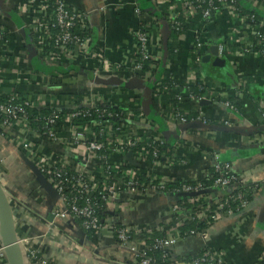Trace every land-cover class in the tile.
I'll list each match as a JSON object with an SVG mask.
<instances>
[{
	"label": "built area",
	"instance_id": "obj_1",
	"mask_svg": "<svg viewBox=\"0 0 264 264\" xmlns=\"http://www.w3.org/2000/svg\"><path fill=\"white\" fill-rule=\"evenodd\" d=\"M131 1H133L132 5L135 14L138 17L142 16L137 1ZM262 1L254 0V7H261ZM151 2L157 12L160 13L162 5L159 1L151 0ZM218 2L221 4L220 8L212 7L210 10H203L192 0H178L172 9L174 21L177 17H182L193 26L199 21L194 31V50L192 52V55L196 57L189 60L188 69L190 77L185 82L189 84L200 80L204 84H209L211 88L208 95L196 98L194 95L187 93L184 86H180L181 92L178 94L177 100L180 107H185V111H190L188 110V106H185V101L187 100L190 101V104L200 106L198 111L200 118L204 122L206 120V111L205 108H202L204 106L200 105L202 101L219 100V103L235 112L236 108L229 102H224V99L229 96L237 98H243L244 96L242 90L238 88L241 87V83L238 84L237 90L228 92L223 84L214 82L203 72L202 59L205 54L204 52L208 49V43L203 37L204 26L202 25L206 21H210L214 15L222 16L227 14L233 26L230 27L224 41L222 40V42H218L216 45L218 57L225 58L239 53L264 60L260 53L252 50L253 44L250 41L251 36L259 34L260 27L245 26L244 19L236 12V7L232 0H218ZM17 4V13L23 18L22 29L17 28L12 30L6 27V24L0 25V42L3 41L5 35L10 36V41L3 48L0 46V57L3 59L10 58L11 62L16 64V67L26 59L22 58L20 50L16 47L14 37L15 34H21L27 30V33L31 35L32 45L35 44L40 47L38 48V57L42 62L62 65L71 63L91 71L96 76L108 74L129 79L138 77L139 75V78L145 81L153 79L151 72L142 71V63L144 61H151V69L156 70L158 68L156 64L161 60L162 32L158 18L154 17V23L141 22L137 28L131 31L130 34L135 40L136 51L133 59L122 65L113 63L109 59L107 47L104 45L94 51L91 45L93 40L87 34L83 36L75 34V29L78 26L83 28L84 25H89V16L84 11L76 8L69 10L68 7L70 5L65 0H18ZM3 18L6 19L3 21L8 22L7 17ZM54 29H60L59 33L56 34ZM22 34L24 35V32ZM229 41H231L232 46L234 45L239 48L237 54H232V50L228 44ZM233 58L235 63L237 57L233 56ZM124 70H127V72L122 73ZM240 76H243V73H240ZM20 84H24L23 79L17 78L15 83L14 80H8L0 71V89L20 92L18 90ZM118 90H113L110 94L106 90L100 91V89H96L91 92L89 98L83 100L84 108H73L75 113L69 114L64 120L65 129L62 132L52 134V142L48 143L58 146L60 153L54 151L50 153L43 152L39 144L44 142L39 141L30 131V124L24 119L25 113L23 109L11 103L0 104V118H3L0 121V138L21 142L19 148L24 150L25 158L29 159L28 161L45 177L46 183L51 185L53 189L54 197L65 206V209L58 210L56 215H54L60 219H64L66 226L73 230L77 241H82L87 245H91L87 232H96L98 237H100L102 233L112 231L113 234H116L118 245L131 254L133 263H137V260H140V264H157L156 260L149 255V251L153 249L171 252L168 255V259L173 261L172 263L177 262L176 258L178 256L176 250L180 243L184 241V238L180 234V229L185 225L195 224V221L212 223V226L222 220L230 221L231 225L228 228V236L232 239L235 246L244 242L247 232L246 227L249 221L256 216V213L250 209L252 203L243 192L238 193L235 200L229 194L238 190L239 187H245L252 183L254 174L236 171L233 168V164L222 160L216 151H210L201 147L200 143H198L199 141H192L188 136H184L185 134H182L179 139L180 141L175 145L174 152L164 150L159 153L158 150H154L153 157L150 158L148 151L136 148L141 141L139 136L135 139L123 138L128 131L131 134H143L146 133V128L149 129L147 118L140 114H132L136 118L133 120L134 125L129 127L128 131H126L127 133L125 131L122 132V129L115 128L111 122L74 121L80 116H85V110L95 109L94 103L96 102L101 103V108L104 110L109 108L107 104L117 106L109 100L114 94L119 95ZM27 93L38 95L36 102L38 109L45 108L55 110L54 112L63 110L54 102H44L40 97L43 93L39 91H29ZM133 93L139 92L134 91ZM121 96L124 97L123 95ZM218 97L221 98L219 99ZM32 99L33 97L30 95L24 96L23 99L18 98V95L14 94L11 97V101H24V104L29 106L33 104ZM159 99L162 109L170 105L167 101L162 100L161 97ZM105 112L103 111V113ZM162 118L164 120L166 117ZM176 118L180 121V125L186 124V119L181 117L180 114H177ZM49 123L54 124L55 120L51 119ZM169 126L174 127L177 124L169 123ZM97 128L99 129L98 133L100 137L95 132ZM21 133L23 134L21 135ZM214 135L217 134L207 131L205 137L215 139ZM201 136L204 137V135ZM35 139L37 142H35ZM261 139L259 137L256 142L263 143L264 140ZM159 143L162 142L159 141ZM104 153H107V155ZM174 157L179 159L178 163H175ZM203 157L210 160V167L215 173L219 174L214 189H209V193H205L206 189L203 187V181L199 179L186 180L174 174L175 169L185 168L198 158ZM159 158L162 160V164L155 161ZM70 159L78 163L77 176L72 178L67 176L66 169L69 166ZM56 164H59L60 168L50 172V169ZM108 169H115L116 171L113 183H110L108 179L98 182V179L103 177ZM137 169L143 170L148 179L154 182L158 181L160 189L157 188L146 192L138 190V184L136 183ZM208 177L210 175L206 173V179ZM0 181L3 184L1 179ZM66 181L74 183L73 188H78V193L82 194V197L70 199L66 194ZM123 182L125 183V189L121 188ZM179 182L184 183L182 185L184 193H193L198 196L195 201L200 202L203 200L208 203L200 213L191 215L190 211L180 207L175 202L173 196L165 192L166 186L176 185ZM191 182H196L197 184L193 186L190 184ZM93 192H97L106 203L103 216H112L106 225H103L101 219L96 215L92 201L89 199V195ZM263 193L264 186L258 187L252 191V197L255 199L256 196ZM35 196L43 199L46 198L45 189L40 184ZM158 198L164 199L169 205L167 204L168 207L162 212L160 217H155L159 220L157 223H155L151 212H146L144 215L146 221H144L143 217L142 220H125V217L127 218L139 212L140 207H143L149 200ZM237 200L240 201V207L242 208V212L239 214H235L232 209H227L231 201L235 202ZM9 201L12 207L17 205L15 197L9 199ZM18 205L19 207H26L25 204L20 202H18ZM245 210L247 212L243 213ZM79 220H82V222L79 223ZM116 224H121L122 227L115 229L114 226ZM47 226L49 229H55L52 223H47ZM131 228L134 231L147 234L158 231L164 233L166 236L155 239L152 246L147 241L133 239L131 237V232L133 231ZM207 233L208 229L199 233L192 231L187 238L205 239ZM17 234V247L24 264H56L42 253L40 247L32 244L36 239L35 237L25 235L19 231H17ZM203 248H207V251L195 264H234L227 262L224 253L211 250L208 247ZM0 262L8 264L3 243L0 245ZM258 262L264 264V248L258 261L254 264Z\"/></svg>",
	"mask_w": 264,
	"mask_h": 264
},
{
	"label": "crops",
	"instance_id": "obj_2",
	"mask_svg": "<svg viewBox=\"0 0 264 264\" xmlns=\"http://www.w3.org/2000/svg\"><path fill=\"white\" fill-rule=\"evenodd\" d=\"M65 1L72 9L76 8L84 11L89 16L88 22L94 37L91 44L92 50L95 51L104 45L107 47L109 59L116 64L124 65L134 57L136 51L135 40L130 34L131 31L137 28L141 22L154 23L155 20L153 15L151 14V16L149 13V11H152V7L149 6V0H136L142 12V16L140 17L135 14L132 5L133 1L131 0ZM177 1L175 0V2ZM17 3L18 0H0V24H7L9 26L6 27L13 30L18 28L17 26H12L11 13L13 11L19 18L18 20L23 22V18L17 13ZM152 6L154 7L153 4ZM3 17H7L8 22L3 21L6 20ZM196 24H199V21ZM196 24L190 26L187 35L180 37L179 50L176 58H171L167 54L165 60L163 71L173 73L175 79L178 81L185 82L190 77L188 64L189 60L193 59L192 52L194 50L193 41ZM202 26H204L203 37L208 43V49L204 52V56H207L211 54V49L216 47L218 42L224 41L233 24H231L229 16L225 14L222 16L214 15L210 21H206ZM14 40L16 47L20 50L22 58L26 60H23L16 67V64L12 63L10 58L3 59L0 57L1 73L8 80H14L15 83L17 78L23 79L24 84H20L18 87L20 92L39 91L43 94H52L55 98L51 102L59 106L64 105L65 100H62L58 96V93L64 91L65 88L68 90L73 89L71 85L74 84H65L62 87L51 85L49 76L37 72L30 62L32 60L28 57L29 55H27L25 50L23 51L27 45L25 36L22 33H17L15 34ZM233 56L237 57L235 63ZM233 56H229L232 57V62L229 64L224 62V58L216 57L211 59L208 66L202 63V68L203 72L206 70L205 74L210 79L223 84L226 91H234V89L238 88L242 90L244 97L238 98V103L242 111L239 114L231 111L219 103V100L211 101V105H206L202 108H205L206 119L218 120L223 124L220 126L229 127L237 132L217 133L215 131L214 134L216 133L218 136L214 135L215 139H208L205 135L203 137L200 134H188L187 131L181 132L179 129L180 125L178 127L170 126V128L172 130L174 129L173 131L171 130L174 135L179 134L178 139H180L182 134H185L184 136H188L192 141H199L198 143H200L201 147L210 151H216L222 160L231 162L236 171L254 174L252 183L264 184V142H256L259 137L262 138L261 140H264V134L248 135L253 127L264 125V60L258 59L255 56L241 55L239 53ZM162 57L164 60V51L161 54V59ZM217 59H220L221 62L218 63ZM124 72H127V70H124L122 73ZM211 72H217L221 76L227 75L229 81L226 84V81L217 80L213 78L214 76L211 75ZM240 73H243V76H240ZM246 78H251L252 82L246 80ZM239 83L242 85L237 88ZM84 87L88 86L85 85ZM75 89L76 93L81 92L80 87ZM139 94L141 93L139 92ZM218 98L220 99L221 97ZM17 141H8L0 138V172L8 173L9 177L18 176L17 180L19 179L12 183V187L15 189L11 188V191L16 193V195H12L7 190L10 180L7 182L8 185H3L7 197L11 199L19 195L21 200H26L22 202L26 207H20L18 212L15 211L16 209L13 210L17 231L35 237L36 239L32 244L40 247L42 253L56 264H134L131 254L127 250L122 249L116 240L109 235L108 231L98 237L99 246L87 245L82 241H77L73 230L66 226L64 219L55 216L57 211L65 209V206L54 197L51 190H45L46 198L42 205L38 206L37 209L33 208V205L31 206L39 182L36 180V175L32 167L29 164L22 165V162L24 164V159H26L25 152L22 148H19L21 142ZM35 142H37L36 139ZM39 145V147H42L43 152L50 153L54 151L60 153L58 146L48 143H41ZM208 167H210V160L205 157L198 158L185 168L175 169L174 174L186 180L206 179V169ZM14 183L19 184V188ZM8 193L13 197H9ZM167 204V201L164 199L149 200L143 207H140L139 212L127 218L125 217V220H142L146 212L152 213V211L158 213L157 216L160 217L162 212L168 207L169 204ZM263 204L264 193L256 196L251 205L250 209L256 213V216L249 221L246 227L245 241L240 245L235 246L227 234L228 228L231 225L230 221L222 220L208 229L205 239L189 238L188 240L182 241L176 250L177 256L181 258L194 257L198 255L203 247H208L211 250L224 253L229 263H256L264 248V224L259 219L264 206ZM27 205L29 207L31 206L30 208H33V211L27 208ZM53 215V221H49V218ZM47 223H52L55 229H49ZM0 239H3V225L1 220ZM0 264L3 263L0 262Z\"/></svg>",
	"mask_w": 264,
	"mask_h": 264
},
{
	"label": "trees",
	"instance_id": "obj_3",
	"mask_svg": "<svg viewBox=\"0 0 264 264\" xmlns=\"http://www.w3.org/2000/svg\"><path fill=\"white\" fill-rule=\"evenodd\" d=\"M159 3L162 5L161 12L157 13L158 20H160V29L162 31V40H161V52L164 50V36L167 37L168 43H167V50L168 54L171 58H176L177 51L179 50V39L181 36L187 35L188 31L190 29L191 23L187 22L182 17H177L174 21L172 18L173 8L176 4L175 0H158ZM197 6H200V9L203 10H210L212 7L220 8L221 4L218 2V0H192ZM234 2V6L236 7V12L244 19V25L248 27H260V32L258 35L251 36L250 41L253 44L252 50L254 52H258L263 56L264 59V0L262 1L261 7H254V1L253 0H232ZM149 6L152 7V11H149L150 15L155 10V6L153 7L151 4V0H149ZM69 10H72V7H68ZM12 16V26H17L18 28L22 29L23 23L18 20L19 18L16 16L15 12L13 11L11 13ZM152 16V15H151ZM155 17V16H153ZM1 25V24H0ZM7 25V24H6ZM9 26V25H7ZM1 27V26H0ZM26 30V28H24ZM13 30V29H12ZM60 29H54V32L59 33ZM24 32V36L27 41L26 47L23 49L25 50L28 57L32 60L30 61L33 65V68L37 72H40L41 74L48 75L50 78L51 85L56 86H63L65 84H74L71 85L73 89L68 90L67 88L64 89V91H60L58 96L64 101V105H60L61 109L60 111L54 112L55 110H49L45 108H37V99L38 95H33L32 93H24V92H14V91H7L0 89V104L3 103H11L14 106H17L24 111V119L29 122L30 124V131L33 135L36 136V138L44 143H50L52 142L51 135L54 133L62 132L66 125L64 120L67 118L69 114L75 113L73 110L77 108H84L83 107V100L85 98H89V95L91 94L90 90L87 89V87H84L86 85V82H90V80L80 74V72H87L89 76H94L92 72L82 68L75 66L71 63L69 64H53V63H45L42 62L38 57V47L37 45H32V39L31 35H29L26 31ZM22 32V33H23ZM75 34L83 36L87 34L92 40H93V34L90 29V25H84L82 28L81 26H78L75 29ZM10 41V36L5 35L2 42H0V46L3 48L5 44H7ZM230 49L232 50V54H237L239 52V48L237 46H232L231 41L228 42ZM1 51V50H0ZM48 51V50H44ZM196 56H193V59H195ZM28 58V59H29ZM162 59L156 64L159 66L156 70H152L150 65L151 61H144L142 63L143 72H151L153 74V79L150 81H147L151 85L150 95H152V103H153V110L155 112V116L152 119H148L146 112L144 111V105H143V97L142 94H134V91H127V90H118L119 95L114 94L110 97V102L117 106H113L110 104H107L109 108L106 110L102 109V104L99 102L94 103L95 109H89L85 110V116H80L77 119H75V122H91V121H98L100 123H106L111 122L114 124L115 128L122 129L123 131H128L129 127L133 126V120L136 118V116L133 115H142L143 117L147 118L149 129L146 128V133L143 134H131L130 131H128L127 134L123 137L124 139H135L137 136L140 137V143L137 145V149H143L145 151H148L150 153V158H152V154L154 150H158L159 153L163 152L164 150H169V152H174L175 145L177 142H179V139H173L172 143L170 144L168 140L165 139L163 135L162 129L171 131V128L169 126V123H175L177 126L180 125V121L176 118L177 114H180L181 117H184L186 119V124H190L194 121H202L203 123L207 125L212 126H220L223 125L218 120L213 119H206L205 122L203 119L200 118L199 114V107L194 104H190V101H185V106H188V110L185 111V107H180L179 102L177 100L178 94H180V86L185 87V90L187 93L194 95L196 98H202L206 95H208V92L210 91V85L204 84V82L200 80H196L195 82L187 83L178 81L175 79L174 74L171 72L163 71V67H165V60ZM34 62V64H33ZM224 62L229 64L232 62V57L224 58ZM208 66V64H206ZM123 70V68H122ZM206 72V70H205ZM211 75L214 76L213 78L223 81H229L227 79V75H218L216 72H211ZM139 77V75H138ZM246 80L252 82L251 78H246ZM81 88V92L76 93L75 88ZM75 90V91H74ZM117 90V89H115ZM237 89H234V91ZM107 93H110L113 91L111 88H106ZM230 91V90H228ZM232 91V90H231ZM53 93V91H51ZM161 92V93H160ZM17 93V94H15ZM160 93V94H159ZM18 95V98L23 99L24 96H32L33 97V104L31 106L25 105L24 101H11L12 95ZM109 94V95H110ZM123 95L124 97H122ZM41 99H43L44 102H50L52 99L54 100V95L52 94H43L40 96ZM167 101L170 103L167 107L162 109V105L160 104V99ZM67 101V102H66ZM239 99L234 96H229L226 99H224V102H229L232 104L235 108L238 114L242 111L239 103ZM188 104V105H187ZM190 104V105H189ZM74 108V109H73ZM81 108V109H82ZM100 110V112H98ZM102 110V112H101ZM103 111H106L103 113ZM133 114V115H132ZM162 117H166L164 120ZM51 119L55 120L54 124H50L49 121ZM3 120V118H0V121ZM185 124V125H186ZM181 126V125H180ZM183 126V125H182ZM180 129V128H179ZM95 132L98 134L97 136L100 137L99 129H95ZM212 132V131H210ZM1 133V129H0ZM188 134H200L205 135L207 131H198L194 129H190L187 131ZM219 133V132H217ZM161 141L162 143H159ZM107 155V153H104ZM177 157V156H176ZM174 157L175 163L179 162V159ZM157 163L162 164V160L156 159ZM69 166L67 169V176L69 178H72L74 176H77L76 170L78 168V163L70 159L69 160ZM60 168L59 164L54 165L50 172L55 171L56 169ZM107 172L103 177H100L98 179V182H101L105 179H108L110 183H113L115 169H108ZM206 172L210 177L207 179H199L203 181V187L206 189L205 193H209V189H214V185L216 180L219 177L218 173H215L214 170L211 167H208L206 169ZM136 183L137 189L146 192L149 190L154 189H160V184L158 181L154 182L153 180L148 179L145 176V173L141 169L136 170ZM228 177V175H227ZM125 182V181H124ZM122 183L121 188L125 189V183ZM191 185L195 186L196 182H191ZM65 188H66V194L70 199H74L75 197H82V194L78 193V188H73L74 183H70L69 181L65 182ZM182 185H184L183 182H179L176 185H170L166 186L165 192L173 196L175 202L182 207L185 210L190 211L191 215L198 214L200 211L204 208L205 205L208 203L201 200L200 202L195 201L198 196H196L193 193H184L182 191ZM264 186L263 183H250L246 185L245 187H239L238 190H235L229 194V196L232 199H236V196L238 193L243 192L247 199L253 203L254 198L252 197V191L258 187ZM193 195V196H192ZM89 199L92 201V204L94 206L96 215L101 219L103 222V225H106V223L111 220L112 216L104 215L103 211L106 208V203L97 192H93L91 195H89ZM84 201V199H83ZM227 209L234 210L235 214H239L242 212V208L240 207V201H231L230 205L227 207ZM226 209V210H227ZM153 219L155 223H157L159 220H157L155 217H158V213L153 212ZM146 214V213H145ZM146 221V219H144ZM260 221L264 224V213L262 215V218ZM79 223L82 222V220L78 221ZM122 227L121 224H116L114 226L115 229H120ZM134 227V226H131ZM212 227V223L207 222H198L195 221V224L191 225H185L180 229V234L182 238L185 240H188L189 235L192 231L194 232H202L204 230L209 229ZM133 231L131 232V237L135 240H144L147 241L152 246L154 245V240L157 238H164L166 235L164 233H160L158 231H153L152 234L147 233H140L138 231H134L133 228H131ZM109 235L113 237L114 240H116V234H113L112 231L108 232ZM87 236L89 237L90 243L94 246H98V235L96 232H87ZM117 242V241H116ZM2 240L0 239V245L2 244ZM206 249H202L198 255L194 257H187V258H181L177 257V262H189V263H195L198 261L204 253H206ZM173 253V251H172ZM171 254L168 251H162V250H151L149 251V255L156 260L157 264H171L173 261H170L168 259V255ZM177 254V253H176ZM178 255V254H177ZM134 264H140V260H137V263ZM257 264H263L262 262H258Z\"/></svg>",
	"mask_w": 264,
	"mask_h": 264
},
{
	"label": "water",
	"instance_id": "obj_4",
	"mask_svg": "<svg viewBox=\"0 0 264 264\" xmlns=\"http://www.w3.org/2000/svg\"><path fill=\"white\" fill-rule=\"evenodd\" d=\"M157 10L153 11L151 14L155 17H157ZM168 39L166 36H164V60L167 58L168 54ZM218 57L217 54V47H214L211 49V54L204 56L202 61L204 64H208L212 58ZM217 62L220 63V59H217ZM80 74L90 80L92 84L95 87H106V88H112V89H119V90H127V91H137L142 94L143 97V105H144V111L146 112L147 118L152 119L156 114L154 112L153 108V103H152V95H150V90H151V85L139 78V77H132L129 79H124L118 75H110L106 77L102 76H89L87 72H80ZM211 101H202L200 103L201 106H206V105H211ZM190 129L198 130V131H213V132H225V133H230V132H237L234 129H231L226 126H212V125H207L203 123L202 121H194L190 124H186L183 126H180V131L181 132H186ZM163 135L166 140L169 141L170 144L172 143L173 139H178V135H174L169 130H164ZM257 134H264V125H260L258 127H253L248 135H257ZM242 135V134H241ZM244 135V134H243ZM131 156V155H130ZM29 165L32 167L35 175H36V180L39 182V184L47 191L51 190L53 192V189L51 185L46 183L45 177L31 164ZM193 196V195H192ZM264 205V204H263ZM247 212L245 210L243 213ZM264 213V206L262 209V213L260 215V218H262V215ZM54 215L49 218V221H53ZM0 220L3 225V245L5 248V255L8 264H24L23 260L20 256L18 247H17V228L16 224L14 221V214H13V208L12 205L7 197V194L5 192V188L3 184L0 181ZM171 264H195V263H189V262H174Z\"/></svg>",
	"mask_w": 264,
	"mask_h": 264
},
{
	"label": "rangeland",
	"instance_id": "obj_5",
	"mask_svg": "<svg viewBox=\"0 0 264 264\" xmlns=\"http://www.w3.org/2000/svg\"><path fill=\"white\" fill-rule=\"evenodd\" d=\"M102 77H106V76H110V75H108V74H103V75H101ZM87 84V89L88 90H90L91 92L92 91H94V90H96V89H100V91H105L106 90V87H95L93 84H92V82H86ZM108 89V88H107ZM111 90H115V89H112L111 88ZM90 92V93H91ZM29 160V159H28ZM27 159H24V164H23V162H22V165H28L30 162L28 161ZM27 162V163H26ZM26 172L28 173V171L26 170ZM17 178H18V176H12V177H9V175H8V173H0V179L2 180V182H3V185H6L7 184V182L10 180V183H9V185H11V186H9L8 184V189L7 190H9L11 193H12V195H16V193H13L12 191H11V188H13L12 186H13V182H15V181H18L17 180ZM15 184V183H14ZM15 185H17V187L19 188V184H15ZM14 185V186H15ZM13 189H15V188H13ZM12 195H9V193H8V196H12ZM13 197V196H12ZM15 197V200H16V203H17V205H15L14 207H12L13 208V210H15L16 212H18L19 211V208L20 207H17V206H19L18 205V202H20V203H22V202H24V201H26V200H21L20 199V197H19V195H18V197L17 196H14ZM44 197H45V195H44ZM33 199L35 200H33V203L31 204V206L33 205V208H35V209H37L38 208V206H40V205H42L43 203H44V200H45V198L43 199V198H38L37 196H34L33 197ZM30 206V207H31ZM28 205H27V208H30ZM33 208H30L32 211H33Z\"/></svg>",
	"mask_w": 264,
	"mask_h": 264
}]
</instances>
